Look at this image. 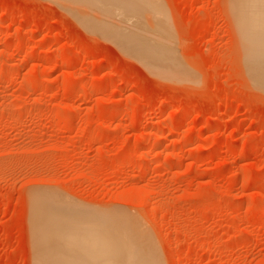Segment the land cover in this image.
<instances>
[{
	"label": "rangeland",
	"instance_id": "obj_1",
	"mask_svg": "<svg viewBox=\"0 0 264 264\" xmlns=\"http://www.w3.org/2000/svg\"><path fill=\"white\" fill-rule=\"evenodd\" d=\"M64 3L0 0V264L73 262L49 222L65 205L136 223L159 264H264L247 0H140L126 16Z\"/></svg>",
	"mask_w": 264,
	"mask_h": 264
},
{
	"label": "bare ground",
	"instance_id": "obj_2",
	"mask_svg": "<svg viewBox=\"0 0 264 264\" xmlns=\"http://www.w3.org/2000/svg\"><path fill=\"white\" fill-rule=\"evenodd\" d=\"M55 1L60 4L65 1L64 6L68 5L76 9H78V7H75L74 4L78 5L83 3V5H85L86 8L89 5L108 8L109 6H111V4H115V9L117 10L118 14L124 16L127 15L126 12H129L130 10L136 11V9H138L142 5V3H140V0L139 1L138 0H55ZM247 5L250 9V14H251L250 16L255 21L254 23L260 24L256 30V34H258L260 38L256 41V45L254 46V48L257 49L258 52L257 57L259 58L261 65L264 66V0H247ZM86 8L85 11L88 9ZM79 10L80 12H82L81 8ZM97 11L98 10H95L96 13L95 12L93 13L95 14L98 13L97 15L101 16L100 14L101 12L99 11L97 12ZM74 14L77 15V11ZM112 18H116V17H112ZM127 18L130 19L131 16ZM119 21L118 23H120ZM83 22L86 23L87 27L88 26L92 28L99 27L106 33L108 31L111 32L112 30L119 29L121 35H125V36L130 35L129 36L130 40H131V36H136V37L139 36V38H144V39L146 37L145 35L144 37L139 30L136 31V29H128L119 24H114L115 21L113 23H107V25H101V26H99V24L93 22L90 19L87 20L84 19ZM139 23H141V21H139ZM136 39H133L131 41H134ZM137 40L139 41V39ZM134 45H138V43ZM150 46L152 45H149V48ZM71 87L73 88L74 86L72 85ZM40 193L41 191L38 194L41 195ZM84 209H78V207L76 206L75 208L72 206L67 207V205H65V207L63 206L59 208L55 207L54 209L50 208V210L52 211L49 210L50 211L49 222H51L52 224L51 223L50 224L53 226V229L51 231L53 233L52 236L55 241L54 243L56 249L62 253H68V255L71 256L70 259H72L73 262H69L70 264H159L158 257L149 248L150 246H152V244L151 243L149 244L147 243V245L144 244L146 243V241H143L145 240V238L143 239V236H141L142 240H140V242L138 241L140 237H138L139 239L135 237V232L139 228V226L136 223L122 222L119 220H115L113 217L107 214H103L101 212L89 211L86 210V208ZM140 230L142 229L140 228ZM136 235L138 236V234Z\"/></svg>",
	"mask_w": 264,
	"mask_h": 264
}]
</instances>
